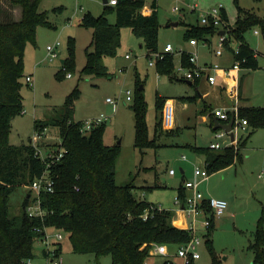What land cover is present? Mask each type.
I'll list each match as a JSON object with an SVG mask.
<instances>
[{
  "label": "rangeland",
  "instance_id": "obj_1",
  "mask_svg": "<svg viewBox=\"0 0 264 264\" xmlns=\"http://www.w3.org/2000/svg\"><path fill=\"white\" fill-rule=\"evenodd\" d=\"M159 20L158 48L163 50L167 43L173 47L174 66L172 75L159 73L156 65H149V55L144 39L135 35L131 27L121 29L120 45L114 56H106L102 63L107 67L108 75L96 76L82 73L86 62V51H92L93 29L79 24L81 16L91 12L99 16L104 12L103 0H40L38 11L45 12L50 26L37 28L36 43L28 42L24 54V76L21 94L24 111L12 120L9 142L14 145L29 143L37 146L41 156L61 147V138L57 127H49L43 136L34 132L35 120L61 118L65 110V99L77 87L79 97L74 102V118L85 120L107 117L105 122L104 142L117 144L119 153L116 158V183L120 186L134 178V194L154 205L175 211L178 188L183 180H192L195 164L205 169L202 155L195 147H209L214 142L215 130L211 125V111L230 107L236 102L228 92L231 79H226L217 72L218 83L207 85L201 79L199 86L189 84L177 77L176 65L180 61L179 50H191L185 39L188 24H198L200 13L220 4L225 9L227 23L234 28L238 19L244 17V11L258 18L264 16V0H156ZM152 0H146L151 4ZM196 3L197 10L190 5ZM174 7H179L180 14ZM110 23L116 20L114 11L107 13ZM180 23L176 26L172 22ZM259 29L260 34L254 33ZM217 34H209L211 46L203 41L197 45L201 59H208L226 64L229 54L215 57L209 50L217 46ZM244 37L249 45L258 52V68H243L239 72L241 92L254 106H264V32L259 24L248 28ZM74 44L75 66L73 70L64 69L62 59H66ZM59 42L58 56L50 60L47 45ZM126 55L129 58H126ZM233 63V59H232ZM231 63V64H232ZM229 64V65H231ZM60 71L59 77L56 73ZM71 73V77L66 74ZM32 75V82L25 77ZM143 85L140 90L139 86ZM240 88V87H239ZM131 91V99H126V91ZM238 92V98L240 95ZM146 103V124L148 138L156 139L155 146L139 149L135 146V111L139 97ZM194 97V100L188 99ZM107 98L113 101L108 102ZM243 99V98H242ZM242 102L238 99V111ZM198 113V114H197ZM172 131V132H171ZM245 132L238 130V148ZM221 143L230 142L226 135ZM36 148V149H37ZM182 155L186 158L183 159ZM186 170L182 173L181 169ZM175 170L174 174L170 170ZM208 178L203 179L200 191L209 196L224 198L228 208L222 216L214 218L211 231L212 253L219 264H253L254 242L252 231L258 225L264 230V128L254 131L245 145L240 147L239 158L225 169L208 171ZM28 194L34 196L31 185L18 187L10 194V215H19ZM175 213V212H174ZM57 230L47 229L49 241H54ZM59 257L62 264H113L109 253L97 255L95 252H74L67 235L61 240ZM176 246L170 247L171 251ZM46 241L36 240L34 257L29 264H46L43 251ZM200 258L194 264H211L212 253L205 240L198 247ZM161 258L151 257L148 264H159ZM29 261V260H28Z\"/></svg>",
  "mask_w": 264,
  "mask_h": 264
},
{
  "label": "trees",
  "instance_id": "obj_2",
  "mask_svg": "<svg viewBox=\"0 0 264 264\" xmlns=\"http://www.w3.org/2000/svg\"><path fill=\"white\" fill-rule=\"evenodd\" d=\"M39 2L0 0V264H29L28 260L35 255L34 243L37 239H43L44 228L60 230L66 234L74 252H95L97 255L107 252L113 264H148V259L152 257V243L178 247L191 239V232L172 223L174 211L136 197L133 177L120 186L116 183L119 146L104 142L105 122L86 134L81 132V120H76L73 115L74 102L79 97L77 87L66 97L61 118L34 121V132L38 136H43L49 127H57L59 130V148L65 151L59 161L49 163L50 157L37 155L31 139L29 143L20 145L9 142L12 120L24 111L21 87L26 45L28 42L36 43L38 26L51 25L46 13L38 11ZM146 5V0H117L115 5L104 3V12L99 16L89 11L81 16L79 24L93 29V50L86 51L82 73H93L96 76L109 74L102 60L116 54L121 29L128 26L135 35L144 39L148 52L161 51L162 58L154 64L157 71L172 75L174 53L158 48L160 24L157 1L152 0L149 4L152 10L149 14L142 12ZM110 11L116 14L114 23L107 19L106 15ZM244 14L232 28L226 47L234 52L231 44L240 43L234 59H245L241 67L256 69L258 59L244 33L253 24H259L264 32V16L260 19L249 12L244 11ZM223 16L227 20L225 10ZM215 32L213 25L188 24L185 39L188 41L196 38L207 43L210 39L206 36ZM69 40L71 49L62 63L63 70L71 71L75 66V56L73 40ZM180 60L190 65L186 53L180 55ZM59 75L60 71L56 77ZM196 84L197 81L191 83L194 86ZM188 99L194 100V97ZM138 105L134 108L135 146L142 150L155 146L156 139L148 138L146 103L142 96L139 97ZM238 117L245 119L248 127L238 148L195 147V151L204 156L207 171L225 169L234 164L239 158L240 147L245 145L254 131L264 128V106H241ZM54 149L59 152L57 147ZM46 171L53 177L55 185L53 192L40 195L41 207L45 210L43 218L30 217L26 213L30 194L25 198L22 212L11 216L10 194L18 187L31 185L34 179ZM186 195L180 186L177 197L184 200ZM204 210L210 214L209 207ZM214 218L204 234L211 253L210 236L215 224ZM252 233L253 264H264V230L258 225ZM58 245L56 255L62 247L60 242ZM211 264H219L214 253Z\"/></svg>",
  "mask_w": 264,
  "mask_h": 264
},
{
  "label": "built area",
  "instance_id": "obj_3",
  "mask_svg": "<svg viewBox=\"0 0 264 264\" xmlns=\"http://www.w3.org/2000/svg\"><path fill=\"white\" fill-rule=\"evenodd\" d=\"M117 0H108L109 5H115ZM192 11L197 10V4L194 3L189 6ZM176 13L180 14L179 7H174ZM151 8L149 5H146L142 12L145 14H149L151 12ZM224 8L220 4L219 6L213 7L208 11L200 13V20L199 23L201 25H213L216 28L217 34V46L214 49V54L217 56H221L227 49L226 47V40L232 33V26L227 23V20L224 19L223 16ZM221 30H224V33L221 34ZM213 33V34H215ZM254 33L259 35V29H255ZM198 40L196 38H190L188 40L189 45L192 47L191 50H184L180 49L179 54L186 53L188 55V60L190 65H185L181 60L176 65V75L177 77L185 80L195 82L200 80L201 78L205 77L208 83L215 84L217 82V72H221L224 78L231 79L234 81L233 85H230L227 89L228 92L235 97L236 102L230 105V107L218 108L215 109L213 112L211 111V125L214 126L213 119L216 118L222 123H228L234 115V123L232 126V132L234 133V140H231L230 132H227L223 128L214 129V142H211L209 145L212 149H222L225 147L236 146L238 144V135L237 131L241 130L245 132V128L247 127V121L245 119H241L238 117V92H239V71L241 69V62L245 61V59L239 60L234 59L235 54L239 51L240 43H235L232 46L234 49L233 53V63L230 66H221L219 63H206L200 64L199 63V56L197 53V45ZM59 42H56L52 45H47V51L49 55V59L53 60L58 56L57 47L59 46ZM164 52H173V47L170 43H167L164 48ZM254 55L257 56L258 52L254 51ZM126 58H129L126 55ZM162 58L161 51H156L149 55V65H154L157 59ZM67 77H71V73L66 74ZM27 82H32V75H27L25 77ZM126 99H131V91H126ZM108 102H112L111 98H107ZM107 117H97V118H90L81 120V127L80 130L82 133H88L93 127H96L103 122H106ZM46 131V130H45ZM226 135H229L230 142L227 145H223L220 140H222ZM37 148V146H35ZM65 151L63 148H59V152L57 151H50L48 152V157H50V162L53 163L59 161L63 156ZM36 154L41 156V151L37 148ZM46 157V156H45ZM44 158V157H42ZM182 158L185 159L186 156L182 155ZM171 174L175 173V170H170ZM208 171L207 169H202L199 166H195L194 168V179L193 180H186L184 182V187L192 190V194L186 195L184 200L179 198L176 199V204L180 207L178 211L184 216L186 223L183 227L191 232V239L181 244L176 248V250L171 251L169 245L166 243H152L150 248V253L152 257L157 259L161 258L159 264H194L196 259L200 258V252L198 247L202 244L203 240H205V233L207 232L208 228L211 224V219L213 217H219L228 208V201L222 198L216 197H204L202 191L199 190V184L203 179L208 178ZM54 179L49 174V171L44 172L41 176L34 179L31 183V187L33 191L36 193L34 196L30 194L29 202L25 207L26 213L30 217H41L45 215V210L41 207V200L40 195L42 193L53 192L54 191ZM209 207L210 214H206L204 208ZM198 226H200L203 230V233L198 232ZM47 229L44 228L43 230V241H46L47 249V263L46 264H62V259L59 257V254L56 255L55 251L58 249V242H60L66 234L62 231L57 230L58 232L55 233V240L49 241V233H47ZM40 231L39 229H35ZM30 260L28 261V263Z\"/></svg>",
  "mask_w": 264,
  "mask_h": 264
},
{
  "label": "crops",
  "instance_id": "obj_4",
  "mask_svg": "<svg viewBox=\"0 0 264 264\" xmlns=\"http://www.w3.org/2000/svg\"><path fill=\"white\" fill-rule=\"evenodd\" d=\"M158 8V7H157ZM225 10V9H224ZM204 42V41H203ZM198 44H199V42H198ZM205 46H208V48H209V46H211V40H209L207 43H203ZM234 44L235 43H232L231 45L232 46H234ZM190 49H192V47L190 48ZM210 52H212V54H213V56H215V57H223V55L225 54V53H228L229 54V60H230V62L229 61H227V63L226 64H220L221 66H224V67H226V66H230L229 64H231L232 63V59H233V53H232V50H230L228 47H227V49H226V51L221 55V56H217V55H215L214 54V50H209V53ZM258 57V56H257ZM258 59V58H257ZM199 63L200 64H206V63H217V62H215V61H212V60H208V59H201L200 57H199ZM243 68H245V67H241V69H243ZM240 69V70H241ZM247 69H251V68H247ZM240 72V71H239ZM222 75V74H221ZM204 78V80L206 81V83H207V85H209V86H214V85H216L219 81H218V76H217V82L215 83V84H210V83H208V81L206 80V78L205 77H203ZM203 78H201V79H203ZM240 78V77H239ZM201 79L200 80H198L197 81V84H196V86L198 87L199 86V84H201L202 82H200L201 81ZM189 84H191V83H189ZM239 90H240V97L238 98L239 99V102H242V104H241V106H254V105H251L249 102H248V99H247V97H245V94H243V92H241V79H240V81H239ZM243 98V99H242ZM198 114V113H197ZM77 120V119H76ZM246 129V128H245ZM212 142V141H211ZM210 142V143H211ZM197 154H199V155H202V154H200V153H198V152H196ZM202 161H203V163H204V161H205V158H204V156L202 155ZM195 166H199V165H197V164H195ZM200 167V166H199ZM195 168V167H194ZM181 171H182V173H185L186 172V170L184 169V168H182L181 169ZM193 177H194V172H193ZM194 179V178H193ZM192 179V180H193ZM190 180V179H189ZM186 180H183V183L181 184V186L184 188V190H185V192H186V194L187 195H190V194H192V190H190V189H188V188H185L184 187V182H185ZM202 182V181H201ZM201 182H200V184H201ZM200 184H199V187H200ZM200 190V189H199ZM203 194H204V197H212V196H209L208 194H206L205 192H203ZM139 199H145V197H144V194H141L140 193V195H139V197H138ZM222 199H224V198H222ZM175 213H174V217H173V220H172V223L176 226V227H179V228H183L184 226H185V223H186V220H185V218H184V216L181 214V212L180 211H178V209H176L175 211H174ZM226 212V211H225ZM225 212H224V214H225ZM223 215V214H222ZM221 215V216H222ZM215 221V220H214ZM215 223V222H214ZM199 228H198V232L199 233H203V230H202V228L200 227V226H198ZM60 243H61V241H60ZM59 246V245H58ZM61 246H62V243H61ZM62 248V247H61ZM45 251V250H44ZM43 256H44V258H46L45 260H46V263H47V257H46V254L43 252Z\"/></svg>",
  "mask_w": 264,
  "mask_h": 264
},
{
  "label": "water",
  "instance_id": "obj_5",
  "mask_svg": "<svg viewBox=\"0 0 264 264\" xmlns=\"http://www.w3.org/2000/svg\"><path fill=\"white\" fill-rule=\"evenodd\" d=\"M107 2H108V0H103V3H107ZM177 23L178 22H172L171 25L176 26ZM220 33L223 34L224 30H221ZM61 61L63 62L64 60L62 59ZM188 83H191V82L188 81ZM142 88H143V86L140 85L139 89H142ZM234 119H235L234 115H232V117H231V119H230V121L228 123H222L218 119L214 118L213 119V123H214L213 128L214 129H218V128L225 129L227 132H230L231 140H234L235 137H234V133L232 132V126H233V123H234ZM247 131H248V127H246V129H245V132H247Z\"/></svg>",
  "mask_w": 264,
  "mask_h": 264
}]
</instances>
